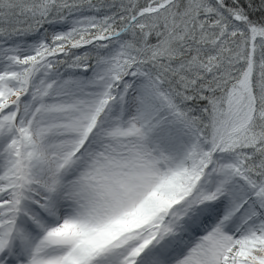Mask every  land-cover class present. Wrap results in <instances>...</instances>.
I'll use <instances>...</instances> for the list:
<instances>
[{
	"label": "snow or ice",
	"instance_id": "1",
	"mask_svg": "<svg viewBox=\"0 0 264 264\" xmlns=\"http://www.w3.org/2000/svg\"><path fill=\"white\" fill-rule=\"evenodd\" d=\"M0 264H264V0H0Z\"/></svg>",
	"mask_w": 264,
	"mask_h": 264
}]
</instances>
